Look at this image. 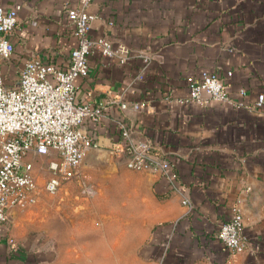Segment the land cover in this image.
Listing matches in <instances>:
<instances>
[{
  "label": "crops",
  "instance_id": "1",
  "mask_svg": "<svg viewBox=\"0 0 264 264\" xmlns=\"http://www.w3.org/2000/svg\"><path fill=\"white\" fill-rule=\"evenodd\" d=\"M77 1L0 0L3 7L20 4L14 50L2 62L7 84L18 83L35 53L66 66L77 38L63 8ZM87 10L91 37L123 43L131 53L119 62L95 50L88 74L75 78L76 100L102 111L84 122L95 148L108 151L120 138L113 119H125L135 138L171 160L192 206L158 173L130 169L124 155L108 152L101 165L109 174L110 220L57 222L52 230L29 220L27 207L37 200L13 206L0 226V264H160L164 231L153 227L169 222L170 233L176 221L166 263L264 264V105L251 107L264 91V0H90ZM141 50L153 58L137 79ZM203 70L224 77L232 103L186 100L191 78ZM95 158L91 148L84 171L98 164ZM121 192L139 196L140 216L121 217L113 204ZM235 203L248 247L232 254L217 229Z\"/></svg>",
  "mask_w": 264,
  "mask_h": 264
},
{
  "label": "built area",
  "instance_id": "2",
  "mask_svg": "<svg viewBox=\"0 0 264 264\" xmlns=\"http://www.w3.org/2000/svg\"><path fill=\"white\" fill-rule=\"evenodd\" d=\"M89 3L90 0H78L76 5L63 8L77 38L66 66L35 53L24 61L16 85L5 82L2 62L10 58L14 50L11 35L18 22L20 4L0 6V226L9 219L11 207L32 204L38 199L40 190L55 193L65 180L80 176L87 152L98 147L84 122L99 118L102 111L99 106L76 100L75 78L88 74V57L95 50L101 56L115 57L119 62L126 61L131 53L123 43L112 46L107 37L88 34L93 18L87 10ZM135 55L142 64L134 78L141 79L142 71L153 54L141 50ZM230 74L229 70L227 76ZM186 100L201 106L209 100L232 103L224 77L209 70L191 78ZM126 105L124 100L120 101L122 108ZM263 105L264 91H260L251 107ZM113 123L120 138L109 148V153L124 155L125 165L130 169L158 173L169 190L180 194L182 204L192 206L171 160L155 152L148 139L135 138L131 125L125 119L114 118ZM29 154L48 158L43 168L46 177L42 182L38 168L28 158ZM83 189L90 192L86 185ZM174 226L175 222L165 240L160 264ZM217 238L232 254L243 252L248 247L243 216L236 203L232 205L229 217L219 223Z\"/></svg>",
  "mask_w": 264,
  "mask_h": 264
},
{
  "label": "rangeland",
  "instance_id": "3",
  "mask_svg": "<svg viewBox=\"0 0 264 264\" xmlns=\"http://www.w3.org/2000/svg\"><path fill=\"white\" fill-rule=\"evenodd\" d=\"M28 158L34 162L40 176V182L45 179L46 173L44 167L46 166L47 157L41 155L29 154ZM82 163L80 176L73 179L65 180L60 189L55 193L40 190L37 201L29 205L27 208L29 220L35 226L46 224L54 228V224L61 223H90L98 222L104 219L110 220L111 214L105 208L109 204V196L107 193L106 184L109 182L107 175L108 170L102 158H95L94 162L97 165H92L88 171H84L83 167L86 163ZM91 161V159L89 160ZM90 188V192L84 191V186ZM117 189V187L115 188ZM113 198V204L118 207L123 218L140 216L142 202L138 203L139 196L132 194L131 196H124L121 192ZM125 200L126 203H122ZM54 230V229H52Z\"/></svg>",
  "mask_w": 264,
  "mask_h": 264
},
{
  "label": "trees",
  "instance_id": "4",
  "mask_svg": "<svg viewBox=\"0 0 264 264\" xmlns=\"http://www.w3.org/2000/svg\"><path fill=\"white\" fill-rule=\"evenodd\" d=\"M192 211H193V210H192V208H191V211H190L189 216L191 215ZM228 217H229V216H228ZM228 217L222 219L221 221L227 219ZM221 221H220V222H221ZM176 225H177V221H176V224H175L174 229H173L172 232H174V230H175V228H176ZM167 226H168V227H167ZM159 227H161V229L164 231V236H163V240H162V249H164V247H165V240H166L167 236L169 235V222H162V223H160V224L155 225V226L153 227V231L155 230V234L157 233ZM172 237H173V235H172V233H171V235H170V240H169V244H168L167 248L165 249V253H164V255L162 256V262H161V264H169V261H168V263H166V261L168 260V257H169L168 255H169V249H170L171 242H172ZM160 257H161V256H160Z\"/></svg>",
  "mask_w": 264,
  "mask_h": 264
},
{
  "label": "water",
  "instance_id": "5",
  "mask_svg": "<svg viewBox=\"0 0 264 264\" xmlns=\"http://www.w3.org/2000/svg\"><path fill=\"white\" fill-rule=\"evenodd\" d=\"M93 149L96 150L97 156L100 157V158H104L109 152L107 150H101V149L97 150V148H93Z\"/></svg>",
  "mask_w": 264,
  "mask_h": 264
}]
</instances>
